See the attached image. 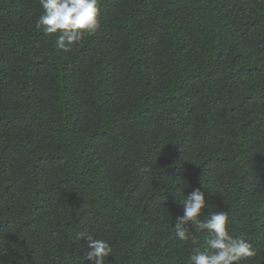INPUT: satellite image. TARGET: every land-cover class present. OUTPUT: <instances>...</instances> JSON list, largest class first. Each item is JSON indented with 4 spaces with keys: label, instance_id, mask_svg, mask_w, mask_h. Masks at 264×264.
Wrapping results in <instances>:
<instances>
[{
    "label": "trees",
    "instance_id": "trees-1",
    "mask_svg": "<svg viewBox=\"0 0 264 264\" xmlns=\"http://www.w3.org/2000/svg\"><path fill=\"white\" fill-rule=\"evenodd\" d=\"M99 7L63 52L39 0H0V264H91L79 231L105 264H187L197 188L264 264V0Z\"/></svg>",
    "mask_w": 264,
    "mask_h": 264
},
{
    "label": "clouds",
    "instance_id": "clouds-1",
    "mask_svg": "<svg viewBox=\"0 0 264 264\" xmlns=\"http://www.w3.org/2000/svg\"><path fill=\"white\" fill-rule=\"evenodd\" d=\"M39 4L42 14L36 21V28L42 29L44 34H55V47L63 52L70 51L85 36L94 35L100 27V0H39ZM183 197L180 203L184 211L176 218L175 234L180 241L192 246L187 264H241L256 256L249 242L230 232L226 211H215L201 220L207 207L203 191L197 188ZM196 233L204 235L203 244ZM95 237L88 231H79L75 240H83L85 243L80 246L89 249L85 260L91 264H105L113 248L107 240Z\"/></svg>",
    "mask_w": 264,
    "mask_h": 264
}]
</instances>
